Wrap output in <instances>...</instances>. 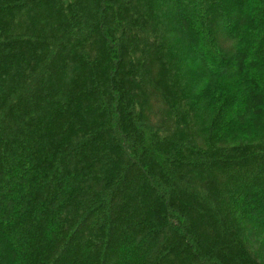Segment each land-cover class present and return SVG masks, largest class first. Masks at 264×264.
Masks as SVG:
<instances>
[{
  "label": "trees",
  "instance_id": "1",
  "mask_svg": "<svg viewBox=\"0 0 264 264\" xmlns=\"http://www.w3.org/2000/svg\"><path fill=\"white\" fill-rule=\"evenodd\" d=\"M255 216L264 0H0V264H261Z\"/></svg>",
  "mask_w": 264,
  "mask_h": 264
},
{
  "label": "rangeland",
  "instance_id": "2",
  "mask_svg": "<svg viewBox=\"0 0 264 264\" xmlns=\"http://www.w3.org/2000/svg\"><path fill=\"white\" fill-rule=\"evenodd\" d=\"M161 2H162V0H155L156 4L157 3H161ZM166 12H168V14H170L171 10L167 9ZM178 17H179L178 19H181L180 15ZM180 33H181V36H183V39H184V34L182 33V31ZM180 33H178V34H180ZM177 35H174V36H177ZM175 40L178 41V43L180 42V38L178 39V37H176ZM179 64L177 66L179 67V70H180L181 74L186 73L184 69H186V67H189V64L185 65V64L182 63L181 60H180ZM194 70H195V68H194ZM228 142H231V141L223 142V144H229ZM256 222H257L256 216L254 217V219H250V220H248V222H244V224L242 225L244 227V228H242V236L244 238L243 240L245 241V243L249 247H252V249H251L252 252H254L256 254V256L259 257V260H260L261 264H264V243H263L264 240L261 239L262 235H259L256 232L258 229H261L262 227H261L260 224L257 225ZM257 239H259V240H257ZM261 241H262V243H261Z\"/></svg>",
  "mask_w": 264,
  "mask_h": 264
}]
</instances>
